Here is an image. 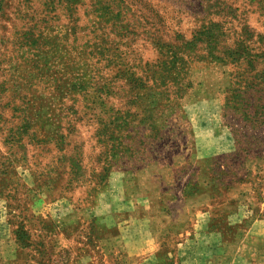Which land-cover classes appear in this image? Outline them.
Instances as JSON below:
<instances>
[{"label":"rangeland","instance_id":"1","mask_svg":"<svg viewBox=\"0 0 264 264\" xmlns=\"http://www.w3.org/2000/svg\"><path fill=\"white\" fill-rule=\"evenodd\" d=\"M204 191L197 238L264 264V0H0V264H126L132 199Z\"/></svg>","mask_w":264,"mask_h":264},{"label":"crops","instance_id":"2","mask_svg":"<svg viewBox=\"0 0 264 264\" xmlns=\"http://www.w3.org/2000/svg\"><path fill=\"white\" fill-rule=\"evenodd\" d=\"M145 195L146 194L138 195V199L134 198L131 201L137 202L138 200V203H140L139 200L144 198ZM160 196L162 195H160L159 192H156L152 197L154 200H157ZM200 198L203 200V203L196 204V200ZM210 201H212V197L209 196L205 191L196 194L193 198H180L179 200L176 199L175 202L179 203V207H184V210H177L176 213H173L175 212L173 210H168L166 212V217L169 219V222H166L161 226L156 224L155 221H151V217L145 212V210L142 212V206H138V203L129 206V208L126 209V264H149L146 261L151 259V257L159 255L160 253L158 252L157 254L155 249L161 250L164 246L162 237L158 236L157 234L162 233L165 235L168 233L171 236H176L177 239V237H179L180 231L187 235L186 237L180 235L181 240L184 241L183 245L181 244V246L183 249L187 250V257L184 259L183 264H223L222 256L218 255L217 253L212 254L210 250L215 245L213 244L215 243L213 239H218L217 245L221 244L220 246L227 250L228 246L227 243H224V237L220 236L217 238L211 234L207 227H204L201 231L202 237L198 239L196 227L193 226L195 213L198 212L197 207H203L205 204L208 206ZM143 208H145V206H143ZM172 221H174V225L180 224L179 228L181 230H171V228H173V225H171ZM177 221H179V223H177ZM188 223L191 225L188 226ZM138 233V239H135V237L132 235ZM151 237L153 239H151ZM154 238H156V240H154ZM177 241H179V238ZM136 249L141 251L139 252V250ZM192 249L199 251L198 253L196 252V254H192L189 252ZM234 264L236 263L234 262Z\"/></svg>","mask_w":264,"mask_h":264},{"label":"trees","instance_id":"3","mask_svg":"<svg viewBox=\"0 0 264 264\" xmlns=\"http://www.w3.org/2000/svg\"><path fill=\"white\" fill-rule=\"evenodd\" d=\"M238 114H241V115H247V117H249L250 119V115H248V113H245L243 110H240V111H237ZM262 116L258 115L256 118H255V121H257L259 118H261ZM247 138V137H246Z\"/></svg>","mask_w":264,"mask_h":264}]
</instances>
